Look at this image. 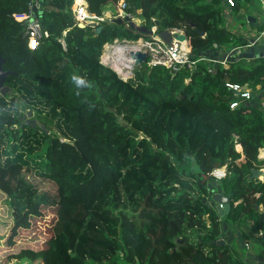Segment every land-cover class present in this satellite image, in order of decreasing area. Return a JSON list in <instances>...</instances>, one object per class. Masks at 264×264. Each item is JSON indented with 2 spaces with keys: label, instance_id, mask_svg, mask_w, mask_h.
Masks as SVG:
<instances>
[{
  "label": "trees",
  "instance_id": "1",
  "mask_svg": "<svg viewBox=\"0 0 264 264\" xmlns=\"http://www.w3.org/2000/svg\"><path fill=\"white\" fill-rule=\"evenodd\" d=\"M124 1L149 29H184L191 58H201L197 67L146 63L121 77L102 60L105 44L151 35L108 19L101 32L80 26L75 0L33 7L48 32L33 48L18 19L30 0H0V52L13 72L5 82L10 91L0 90V190L9 198L13 234L36 210L56 211L47 249H23L0 264H249L218 240L226 221L244 225L246 245L264 242V180L252 177L264 167V95L257 105L232 108L237 96L227 83L248 84L260 96L264 56L217 67L203 56L247 43L225 24V3L240 13L243 0ZM89 10L102 16L92 2ZM73 76L86 83L78 86ZM27 111L46 122L33 127ZM57 134L82 158L63 174L49 160ZM225 165L219 181L231 209L222 218L208 203L207 184ZM36 173L55 188L42 189Z\"/></svg>",
  "mask_w": 264,
  "mask_h": 264
},
{
  "label": "water",
  "instance_id": "2",
  "mask_svg": "<svg viewBox=\"0 0 264 264\" xmlns=\"http://www.w3.org/2000/svg\"><path fill=\"white\" fill-rule=\"evenodd\" d=\"M42 3L38 2L35 6V8L41 6ZM257 18L253 15H245L242 19L243 23L247 26L248 24L256 25ZM111 21L118 22L119 24L128 25L132 29L138 30L141 33L152 35L154 30L149 29L147 25L143 23H138V21L135 20L134 17H131L129 15H126L125 17H115ZM264 21H262L261 24H263ZM25 23L28 25L29 21L26 19ZM103 29V26H98L96 28L97 32H101ZM201 34H204V31L199 30ZM160 37L166 41L167 43H171L174 38L179 40H190L186 31H174L172 32L170 28H166L162 30L161 32H158ZM247 43L243 44L237 48H234L231 51H226L224 48H219L214 50L213 52L206 51L203 53V56L205 58H208L212 61L215 67L222 64L224 61L226 62H232L239 60L241 58L247 57V58H258L264 56V36H260L259 33H256L252 36L245 38ZM122 56L125 57L126 61V68H119L114 63H111L109 61L103 60L106 64L114 67L116 71L119 73L121 77L129 78L132 77L135 73V69L140 67L143 64L148 63V52L145 50H142L139 47H127L122 52ZM5 62V58L3 57L2 53L0 52V90L3 94H6L10 91V87L5 84L7 76L12 74L13 72L10 70H6L3 68V63ZM119 70V71H118ZM264 95V91L260 96H255L251 102L254 104H258V100L260 97ZM26 122L31 124L33 127L37 126L39 124V121L37 119H30L27 118ZM42 128L45 129L47 132L49 130L47 129L45 124H41ZM67 141H70L67 139ZM253 175L252 177L259 179L262 176V179L264 180V169L263 168H254L252 170ZM210 199H208V203H211V205L216 206V209L218 210L219 215L223 218L226 215L229 214L231 209V200L228 195L225 194L221 184L217 179H214L210 181L208 184ZM223 231L224 233L228 232V224L226 221L223 222ZM239 237V241L241 242L242 246L245 247L246 243L244 241V238L242 234L239 232L237 233ZM234 234H229L226 236L220 237L218 240V243L220 244H230L233 241ZM249 256H253L255 260L258 261V264H264V257L261 255H252L249 254Z\"/></svg>",
  "mask_w": 264,
  "mask_h": 264
},
{
  "label": "rangeland",
  "instance_id": "3",
  "mask_svg": "<svg viewBox=\"0 0 264 264\" xmlns=\"http://www.w3.org/2000/svg\"><path fill=\"white\" fill-rule=\"evenodd\" d=\"M94 7H98L102 11V16L104 19H109L108 17L116 14L118 9V4L107 3L106 0H88V8L90 9L91 2ZM98 2V6H96ZM243 6L253 11L262 21H264L263 14V0H243ZM116 9V11H114ZM234 13V12H233ZM237 12L236 14H238ZM235 14V13H234ZM18 16L19 20H23L24 16ZM238 17V16H237ZM136 21L141 22L140 17H134ZM243 17H238L235 19V24H238V21H242ZM99 20L95 21L93 25L96 27L99 25ZM156 27V26H154ZM107 44V43H106ZM106 44L104 46L103 56L106 52ZM125 78V77H124ZM126 79V78H125ZM34 113L31 111L26 112V118L33 117ZM38 121L46 122V118L38 117ZM59 139L54 141L52 148L49 152V160L53 161L57 167L60 169L59 174H63L66 171V165L78 164L82 161V158L77 153L76 149L72 146L66 138L62 135L57 134ZM35 178L40 183L42 189L55 188V183L53 180L43 178L37 173ZM85 191L83 192V194ZM56 211L54 209L42 208L36 210L34 214L27 218L23 219L21 222L27 223L28 226L18 223V232L13 234L14 226V217L12 215V209L9 205V198L5 193L0 190V259L3 257H10L12 255H17L23 249H30V251H40L45 250L48 247L47 240L51 237L52 231L51 226L54 220ZM11 236V237H10ZM12 240L13 243L8 241ZM17 260L18 258H14ZM13 264H22L21 261H14Z\"/></svg>",
  "mask_w": 264,
  "mask_h": 264
},
{
  "label": "built area",
  "instance_id": "4",
  "mask_svg": "<svg viewBox=\"0 0 264 264\" xmlns=\"http://www.w3.org/2000/svg\"><path fill=\"white\" fill-rule=\"evenodd\" d=\"M40 0H30V10L25 13L23 20H28V33H29V45L35 48L39 44V40L44 36L48 35V32L43 30L42 23L40 20V15L35 14L33 7ZM230 5H235L236 0H227ZM118 9L116 14L109 16L108 20H112L115 17H125L129 15L134 17L131 12L126 10V3L124 0H121L118 3ZM73 11L75 14L76 21L80 26H85L86 24H95V21L106 20L103 16H99L95 13L90 12L88 8V0H84L78 3V0H75L73 5ZM263 12H264V0H263ZM100 23V22H99ZM171 31H185L182 28L170 27ZM153 34L150 38L140 37L138 39H115L112 43L106 44V52L109 51V57L107 59L103 56V60L114 63L119 68H126L125 57L115 53V46L121 45L124 47L127 46H137L142 50L148 52V64L150 66L156 65H165L168 67L178 68L179 66L186 65L190 69H195L199 59H192L191 52L192 46L190 40H179L174 38L171 43L164 41L158 34V26L153 27ZM260 36H264V30L259 32ZM105 52V53H106ZM226 61L222 64L226 65ZM212 70V68H210ZM119 71V70H118ZM127 79V78H126ZM227 85L232 88L237 96L236 99L231 103L232 108H236L240 105L242 101H251L254 98V93L252 92L251 87L248 84L241 85L238 83H227ZM260 87V85H259ZM264 169V167H263ZM216 179L220 180L225 175L226 172L221 171L220 168H215L211 173Z\"/></svg>",
  "mask_w": 264,
  "mask_h": 264
},
{
  "label": "crops",
  "instance_id": "5",
  "mask_svg": "<svg viewBox=\"0 0 264 264\" xmlns=\"http://www.w3.org/2000/svg\"><path fill=\"white\" fill-rule=\"evenodd\" d=\"M224 6H225V10H226L225 24L232 32L236 33L239 36H243L245 39L246 37L252 36V35L259 33L261 31L260 26L263 25L264 22H263V24H261L262 19H260V17H258L253 11H250L246 7L242 6L240 9V13L234 14L233 9L227 3H225ZM114 11H116V9ZM263 14H264V12H263ZM245 15L246 16L247 15H253L254 17H256L257 18V20H256L257 24L256 25H252V24L249 25L248 24L246 26L243 23V21H241V20L238 21V24H235V19H237L238 17L242 18ZM229 47L231 48V49L229 48V50H232V49L237 48L239 46L235 47V46H233V44H230ZM225 48L227 49V46H225ZM226 66H229V63H226ZM263 152H264V148H261L260 154H259V156L261 158H264ZM219 168L223 172L227 171L226 165L219 167ZM259 179L263 181L262 176ZM219 183H220V181H219ZM260 210H264L263 204L260 205ZM244 229H245L244 225L237 226L236 224L235 225L228 224V232L223 234V236H226L229 234H234L235 236L233 238V241L230 244L234 248L236 255L238 257H240L241 259L245 260L246 263L248 262L249 264H258V261L255 260L253 258V256H249V254L261 255L262 257H264V242L252 240V242L249 245H245V247H243L241 242L239 241V237H238L237 233L240 232L244 238ZM261 234L262 233H260V235Z\"/></svg>",
  "mask_w": 264,
  "mask_h": 264
},
{
  "label": "bare ground",
  "instance_id": "6",
  "mask_svg": "<svg viewBox=\"0 0 264 264\" xmlns=\"http://www.w3.org/2000/svg\"><path fill=\"white\" fill-rule=\"evenodd\" d=\"M82 1H84V0H78V3L79 2H82ZM127 47H131V46H127ZM127 47H124V46H121V45H116L115 46V53H118L119 55H121V52H123L124 50H125V48H127ZM132 47H137V46H132ZM104 56H105V58L107 59V56L109 57V51L108 52H106L105 54H104ZM264 153V152H263Z\"/></svg>",
  "mask_w": 264,
  "mask_h": 264
},
{
  "label": "clouds",
  "instance_id": "7",
  "mask_svg": "<svg viewBox=\"0 0 264 264\" xmlns=\"http://www.w3.org/2000/svg\"><path fill=\"white\" fill-rule=\"evenodd\" d=\"M74 80V82L80 86V85H84L86 83L85 79H83L82 77L79 76H73L72 78Z\"/></svg>",
  "mask_w": 264,
  "mask_h": 264
}]
</instances>
